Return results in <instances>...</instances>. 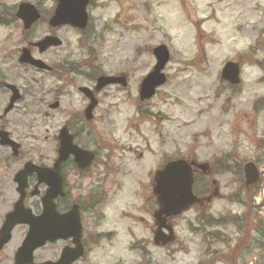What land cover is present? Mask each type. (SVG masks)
<instances>
[{
    "label": "rangeland",
    "instance_id": "1",
    "mask_svg": "<svg viewBox=\"0 0 264 264\" xmlns=\"http://www.w3.org/2000/svg\"><path fill=\"white\" fill-rule=\"evenodd\" d=\"M24 1L34 4L43 15L50 13L54 2L53 0H48V2H44V0H0L2 20L0 23L2 24L0 25V65H9L7 71L3 67H0V116L9 99V94L1 87V84H14L20 89L22 94L15 108L8 115L0 118V122H2L0 126L3 125L21 147L19 155L13 158L10 150L7 149L8 151L5 152L6 148L0 146V226L5 214L12 210L13 203L17 200L16 186L13 182V176L16 171L26 161L34 163L42 162L47 165L50 157H52L54 136L55 134L57 135L59 129L62 127H56L53 131L52 125L64 113L62 101L64 94L61 80H67L69 76L73 75L72 71L66 69L59 74V79L45 75L44 73L38 74L31 68H22L18 65L16 51L26 46L28 42L45 35L43 34L44 32L50 31L46 20H44L40 21L31 32H23L21 23L14 18V7L16 8L19 3ZM121 2L122 0H117L118 4ZM153 2L154 0H138L133 6L137 7L139 3H142L140 11L144 15H147L153 11L151 8ZM243 2L245 1L236 2L232 0L233 4H242ZM247 2H252V0H247ZM200 3H204L205 8L197 7ZM225 3H228V0H181V8L185 12V19L197 30L195 42L198 56L196 61L185 62L184 67L178 69V73L186 75L192 67L202 61L209 62L213 67L219 63L221 65L217 72L219 86L211 91L210 96L205 97L200 95L195 87L197 81L192 80L193 95L189 98L190 107L182 109L179 113L173 111L183 101L174 97L172 91L174 89L179 95H184V89L180 88L179 85H171L167 69L173 61L174 55L183 56L184 53L179 50L174 52L166 41L150 43L148 45L153 59L152 49L157 45H165L170 52V60L164 69L168 81L159 88L157 96L147 103L140 106L137 105L139 103L138 90L141 80L153 69L155 63L150 65L148 71L143 74H137L135 77L131 76L130 67L114 71V73H126L128 75L127 86L120 88L121 90L128 91L130 94L134 93L136 114L133 117H129L124 115L123 111H117L116 115L124 117L123 129L121 130L118 122L113 121L115 126L111 130V141L103 143L102 146L96 149L99 153V158H109V162L115 171L105 186V202L97 204L95 207H86L84 205L85 209H83L82 219L85 226L86 254L82 260L75 264H136V257L138 256L141 258V264H156L154 255L151 252L152 248L166 250V259L176 260L179 256L187 257L195 248L203 257L202 259H197L195 264L198 261L200 262V260L204 264H239V262L246 261L250 253L257 247L255 242L249 243L246 239H240L238 233L242 229H246L249 233L253 229H258L260 233H264V207L256 208L250 205L248 211L243 216L237 214L235 206L244 204V193L243 191L241 192L240 177L236 173L237 187L230 195H226L229 185L224 180L218 178L220 173L226 169L222 163L213 164V161H216L220 157V148L216 144V141L225 139L227 133L222 130L229 127L230 120L234 126V130L238 132H242V129L239 127L242 123H247L250 127L258 125V121L257 123H253V120L250 117L248 119L244 114L254 100L261 99L262 101L264 96L257 95L249 98L246 95L248 83L245 77L246 75H250V73L245 72V63H248L250 59L256 60L248 63V66L251 67L252 65L250 64L255 62L256 66L264 70V48L253 51L252 54L249 53L251 49H257V43L261 40L264 46V23H257L252 27H248L243 22V12L233 18V8L218 7ZM260 3L264 4V0H260ZM213 5H217V7H213ZM96 6V0H91L87 8L90 21L89 30L81 34V32L66 26L59 31L53 32L62 40L63 46L54 50V52H48L42 58L59 62V64L63 61L65 68L68 66L73 67L77 63V71L79 73L80 65L84 62L65 58L62 56V53L77 47L83 48L87 45L88 55L94 57L96 49L93 45L102 42L106 44L107 36L113 32L114 28L131 24L132 17L121 19L119 13L116 14V18L110 23H98L90 11V9L94 10ZM126 11H131V9H126ZM243 11L246 12L247 10L244 9ZM156 22H159V18H157ZM140 27V25H132L131 31H136ZM4 29L9 30L7 36L3 34ZM98 29L99 32L97 31ZM125 31H128V29ZM260 33H263L261 39L259 38ZM121 35L123 36L124 34L122 33ZM244 38L253 41L251 46H245L247 49L245 52L237 51L234 55L224 54L222 57H218L217 50L219 46L224 44L226 39L239 49L243 46ZM79 40L82 42H79ZM128 44L133 51L132 63H135L139 55L142 54V48L137 46L134 41H129ZM247 52L250 55H248L249 58H243L240 76L241 84L237 90H232L226 86V83L220 80V71L225 62L237 61L241 57H244ZM4 57L6 58L4 59ZM100 72L103 73V71ZM25 73L34 77V79L26 81L24 79ZM62 74H66V78L62 79ZM133 79L135 80L134 84L132 82ZM177 79H179V76H177ZM257 84L264 85V76L258 78ZM224 91L229 93V97L221 102L220 96ZM4 93L8 94L6 102L3 98ZM56 95L60 102L59 108L56 111L50 110L49 105L54 101ZM99 98L100 105L98 111L108 113V110L103 107L106 101L101 96ZM207 100H211L212 103H207ZM173 117L190 122L187 131L191 134L188 136L187 141L182 139L175 140L172 145L173 150L166 152L162 158L182 157L186 160L191 159L196 162L210 163L212 173L207 178H200L196 189L200 190L201 186L206 185L210 188V191L214 190L213 192L215 193L209 192L207 194H210L212 198L209 203L198 208H192L173 219L174 242L168 247L160 248L154 247L152 243L154 227L152 207L154 206L151 194V181L153 173L161 161L157 166L150 169L143 168L140 165V161L145 159L146 153L156 150L153 149L154 142L157 148L163 146L161 139L163 133L158 128L152 127V124L163 125L166 121L173 119ZM103 120L104 116H101L99 123H103ZM10 122H14L18 128H27L29 130L42 128L44 135L42 137H33V139L40 140L44 144H49V148L46 151L44 149H40L38 152L33 151L29 157L25 145L9 129ZM95 123H97V120L89 122L84 126V133L81 134L83 138L80 140L85 145L89 146L93 142V131L88 129L87 125ZM193 128L201 130L192 132L191 129ZM117 132L121 133V137L125 138V142H120L116 137ZM152 137H155V141H153ZM256 139L253 142L254 155L252 157L246 156L239 151L242 146L239 142L233 143V151L230 155L238 159L236 165L237 172L242 168L244 163L248 161L254 162L255 158L260 159V168L264 172V150L257 149ZM203 149H207V151H203ZM105 150H107L108 156ZM14 165L20 166L14 168ZM123 169L127 170L122 171ZM92 174L93 172L87 178H83L80 181L73 179L72 176L69 178L71 184H81L80 187L74 189L71 193V201L78 199L82 194L84 195L87 192L86 190H88L87 187L92 186ZM141 174L144 177L143 188L138 187L136 182V177ZM137 200L140 201L139 204L134 203ZM39 203V199L34 197L30 198L26 202V205L37 211ZM137 211H144L146 214L137 215ZM213 212H215V215H213ZM204 214L214 219L225 215L230 216L232 219L238 217L237 219L242 221V226L238 229L240 231L237 234L228 231L230 226L209 228L200 224L198 229V224L196 223L197 216ZM99 218H102L103 221L100 220L97 223L96 221ZM26 231L27 227L24 225H19L14 229L11 241L0 252V264H6L8 261L11 264L13 263L14 253ZM206 237L210 240L216 239L218 244L213 245V241H206ZM258 239L264 240V235L258 236ZM233 241L239 242L229 252H224L225 246H230ZM66 244L68 243L59 241L40 248L34 254L35 262L57 259L60 250ZM10 249L12 250L11 254L9 252ZM214 251L217 252L215 253Z\"/></svg>",
    "mask_w": 264,
    "mask_h": 264
},
{
    "label": "clouds",
    "instance_id": "2",
    "mask_svg": "<svg viewBox=\"0 0 264 264\" xmlns=\"http://www.w3.org/2000/svg\"><path fill=\"white\" fill-rule=\"evenodd\" d=\"M48 2V0H44ZM138 0H122L121 3H117V0H96L97 6L92 12V15L96 21L100 24L110 23L116 18V14L119 13L121 19L124 17H132L131 24H125L122 27H116L113 32L108 34L107 43H97L93 45L96 52L94 57L88 55V46L83 48L77 47L72 50H68L62 53L65 58H70L73 61L84 62L80 65L79 73L73 74L68 77L67 80H61V87L63 91V108L64 113L60 115L55 124L52 125L53 131L56 127L62 126L64 123L73 124L76 128L84 127L83 109L91 103V99L85 94L80 93L78 88L83 86L89 89L95 87V76L99 74V71L106 73H114L115 70L120 68H131V76L135 77L137 74H143L149 70L151 64L155 63V60L150 55L148 45L150 43H159L166 41L169 46L175 52L179 50L183 52V56L173 57V61L168 66V73L170 76L171 85H179L184 89V95H179L173 89L172 95L183 101L181 105L173 109L174 112L179 113L182 109L190 107L189 98L193 95L192 92V80H196V89L200 95L208 97L211 95V91L218 88L219 81L217 80V72L221 66L219 63L213 67L209 62L202 61L186 74H179L178 69L183 68L185 62L196 61L198 52L196 46V34L197 30L193 25L185 19V12L181 8V0H154L151 4L153 11L144 15L139 6L134 7ZM199 8H205L204 3L197 5ZM217 7V5H213ZM220 8H233V18L239 16L243 12V22L252 27L257 23H264V4L260 3V0H252V2H243L242 4H233L232 0H228V3L219 5ZM131 9V11H126ZM247 11L244 12L243 10ZM159 18V22L156 20ZM132 25H140L136 31H131ZM128 29V31H125ZM99 32V29L97 30ZM124 34L123 36L121 34ZM3 34L7 36L9 34L8 29L3 30ZM43 34H47L44 32ZM134 41L135 44L142 48V54L136 59L135 63H132L133 51L129 47L128 42ZM252 40L244 38L243 46L237 49L227 39L224 44L219 46L217 50L218 57H222L224 54H236L237 51L245 52L247 49L245 46H251ZM14 46V42H13ZM35 54V53H34ZM37 58H40L37 55ZM6 71L9 67L7 64L0 65ZM245 72L250 73L246 75L248 83V95L249 98L257 95L264 96V85L257 84L259 77L264 76V70L256 66L254 63L251 67L248 63H245ZM179 76V79H177ZM24 79L30 81L34 77L25 73ZM133 84L135 80L133 79ZM7 93L3 94L4 101H7ZM100 96L106 101L103 105L108 110V113H101L97 111V123L87 125V127L93 131V142L89 144V150L95 151L103 143L111 141V130L115 126L113 121L119 123L121 130L123 129L124 117L116 115L117 111H123L124 115L133 117L136 114V104L134 93L130 94L128 91L121 90L120 85L112 83L104 89ZM229 97V93L224 91L220 96L221 102ZM207 103H212L211 100H207ZM171 114V113H170ZM104 116L103 123H99L100 117ZM255 120L256 117H250ZM2 123V122H0ZM149 123H151L149 121ZM188 121L181 120L177 117L166 121L163 125L152 124V127L158 128L163 133L162 141L163 146L157 148L156 143H153V149L155 151L146 153L145 159L140 161V165L143 168H153L159 164L162 157L166 152L173 150V142L177 139L184 141L188 140V136L191 134L187 131L189 126ZM242 132L234 130V126L229 121V127L223 129L227 135L224 140H217L216 144L220 148V159L223 163L225 171H222L219 175V179H222L229 185L226 195H230L232 191L237 187V163L238 159L231 156L233 151L232 145L234 142H239L242 146L239 151L246 156L252 157L253 142L259 138H264V111H261L258 117V125L250 127L247 123H242L239 126ZM9 129L13 131L14 136L17 137L20 142L25 145L26 151L29 153V157L33 151H39L49 148V144H44L40 140H35L33 137H42L44 135L43 129H27L18 128L14 122L9 123ZM75 130V129H74ZM201 129L193 128L192 132L200 131ZM116 137L120 142H125V138L121 137V133L117 132ZM155 141V137H152ZM5 152L8 150L5 149ZM207 151V149H203ZM20 165H14L18 167ZM123 169L122 171H126ZM143 175L136 177L138 187L143 188ZM244 204L236 205L235 211L240 216H243L249 209V206L261 205L264 207V185L258 189H254L250 192H246L243 196ZM139 204L140 201H134ZM219 207V206H217ZM146 214L144 211H137V215ZM215 215V212H213ZM228 231L237 234V228L232 225ZM240 239H246L249 243L255 242L257 247L250 253L247 260L239 262V264H264V240H259L258 236L264 235L260 233L258 229H253L249 233L246 229H242L238 233ZM239 241H233L230 246H225L224 252H229L232 247H235ZM10 254L12 250H9ZM151 252L154 255L156 264H195L197 259H202V255L195 248L187 257L179 256L176 260L166 259V250L152 248ZM6 264H11L10 261ZM136 264H141V258L136 257Z\"/></svg>",
    "mask_w": 264,
    "mask_h": 264
},
{
    "label": "water",
    "instance_id": "3",
    "mask_svg": "<svg viewBox=\"0 0 264 264\" xmlns=\"http://www.w3.org/2000/svg\"><path fill=\"white\" fill-rule=\"evenodd\" d=\"M58 5L53 18L50 20L52 26H60L69 24L73 27L84 29L87 24L86 6L89 0H57ZM28 28L31 23L38 19V15L32 7L23 5L18 13ZM47 40V39H46ZM43 41L44 47L49 46V40ZM157 64L152 73H150L141 85L140 98L141 100L149 99L156 87L165 82V77L160 72L167 63L169 55L164 46H159L153 50ZM237 66L227 64L222 76L229 82L237 83ZM112 83H122L123 78H100L98 80V88L101 89ZM85 93L86 90H83ZM18 99L17 92H14L10 100V104L5 109V113L12 107L14 101ZM93 105L89 108L91 109ZM89 109V110H90ZM60 150L59 159L56 163V168L63 162L69 154L75 156V161H85L88 164L92 155L82 152L78 148L72 146V137L68 135L64 128L59 134ZM0 144L12 145L14 155L17 153L18 146L8 140L7 134L0 131ZM82 166V165H81ZM205 170V167H200ZM36 172L38 183H46L49 187L45 196L42 198V213L39 216H34L30 210L25 209L23 202L25 199V188L27 187V177ZM246 185H252L258 180V173L252 164H247L244 167ZM17 183V192L20 197L15 203L14 209L7 214L3 225L0 228V250L11 239V232L18 224L28 226L26 237L15 255L14 264H33V252L44 246L46 242H55L56 240L72 239L73 248H64L57 262H46L43 264H72L83 255V248L80 241V222L77 207L74 206L70 212L60 215L55 211L53 199L61 192V178L58 174L52 177L48 176V170L37 168L32 164H26L23 170L19 171L15 176ZM193 176L189 165L182 160L167 163L163 170L158 171L155 176L154 193L157 196L159 208L154 215L158 225V230L155 234L154 242L159 245H167L172 241V229L167 226V218L174 217L182 212L187 211L192 205L199 203V200L192 193ZM36 194V191L31 195ZM162 229H166L169 235H165Z\"/></svg>",
    "mask_w": 264,
    "mask_h": 264
},
{
    "label": "flooded vegetation",
    "instance_id": "4",
    "mask_svg": "<svg viewBox=\"0 0 264 264\" xmlns=\"http://www.w3.org/2000/svg\"><path fill=\"white\" fill-rule=\"evenodd\" d=\"M34 57L37 58L36 56H34ZM51 61H53V60H47L46 59L44 61L50 67V71H40L39 73H46L49 76L59 78L60 77L59 74H61L62 71H65L64 62L62 61V63L59 64V62H54V61L51 62ZM61 77H62V79L66 78V74H62ZM1 87L3 88L4 85H1ZM97 98H98V96H97ZM99 105H100V103L98 100V105L93 112V118H92L91 122L97 120L96 114H97V109H98ZM252 106H253V104L251 105V108H252ZM244 115L246 117H248V119H249L250 114L248 115L245 113ZM83 117H84V114H83ZM254 122L255 121L253 120V123ZM87 123L88 122H86L84 120V124H87ZM65 125L69 129V132L74 135L75 144L76 145L78 144V146L81 149L89 150L88 145H84L78 141L79 140L78 137H80L82 139V136H80V135L84 133V130H85L84 127L77 129L76 126L73 124L65 123ZM0 128L5 130V127L3 125L0 126ZM10 137H12L11 134H10ZM110 149H111V147H110ZM92 152L94 153L95 158H94V161L92 162V164L88 168L79 169L78 166L75 164L74 158L72 156H69L68 159L60 165L59 174L63 178L62 188H63V191L65 194H64V197H57L56 198L55 203H56L57 209L63 210L65 212V211L69 210L70 206L73 203H76L79 207L81 214H83V209H85L84 205H86V207H95L97 204H101L102 202L103 203L105 202V193H106V189H105L106 187L105 186H106L107 181H109L110 178L113 176V173L115 170H114V167L109 162L108 157L99 158V153L96 150L92 151ZM105 152L107 153V150H105ZM106 155L108 156V153ZM57 157H58V144L55 141L53 149H52V157H50L49 163L46 165L45 163L38 162L37 164L40 166L45 165L48 168H52L54 163L56 162ZM91 172H93V174H92V181H93L92 186L87 187L88 188V190H86L87 192L84 195L83 194L80 195V197L78 199H76V201H71V198H70L71 193L73 192L74 189L80 187L81 184H71L69 178L72 176L73 179H77L78 181H80L83 178H87ZM34 179H35V177H32L29 179L28 192L30 191V188L33 186L32 181ZM41 188L44 189L43 187H41ZM29 199L30 198L27 197V200H29Z\"/></svg>",
    "mask_w": 264,
    "mask_h": 264
},
{
    "label": "trees",
    "instance_id": "5",
    "mask_svg": "<svg viewBox=\"0 0 264 264\" xmlns=\"http://www.w3.org/2000/svg\"><path fill=\"white\" fill-rule=\"evenodd\" d=\"M203 217H204V220L200 219L198 221H199V224H201V226H205V227L224 225L225 222H227L226 218H221V219H218V220H214V219H212L210 217H207L205 215H203ZM200 218H201V216H200ZM241 224H242V221H240L239 219H231L230 225H235L237 229L242 226ZM205 240L209 241L210 239L209 238L207 239V237H206ZM199 264H203V262L199 263Z\"/></svg>",
    "mask_w": 264,
    "mask_h": 264
}]
</instances>
